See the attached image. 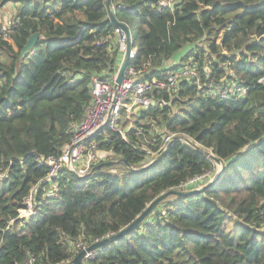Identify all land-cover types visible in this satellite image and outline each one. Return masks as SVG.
I'll return each instance as SVG.
<instances>
[{
	"label": "trees",
	"instance_id": "16d2710c",
	"mask_svg": "<svg viewBox=\"0 0 264 264\" xmlns=\"http://www.w3.org/2000/svg\"><path fill=\"white\" fill-rule=\"evenodd\" d=\"M7 1L0 0V12ZM158 1L111 0L137 47L131 65L163 77L187 48L183 59L199 62L204 83L229 80L247 92L213 98L187 81L173 95L156 92L157 104L141 112L127 140L111 131L101 142L109 160L136 170L123 161L83 178L63 169L54 197L50 167L37 157L62 153L91 100V74L119 66L120 54L103 42L116 26L106 0H15L5 29L0 16V264L29 256L69 264L72 242L117 234L162 193L215 167L178 139L137 170L149 162L142 145L157 150L166 133L191 137L221 157L217 180L204 191L169 194L92 264H264V0H175L173 10L159 9ZM34 33L40 37L23 56ZM124 115L122 127L131 121ZM31 191L35 212L18 217Z\"/></svg>",
	"mask_w": 264,
	"mask_h": 264
},
{
	"label": "built area",
	"instance_id": "2783aa9c",
	"mask_svg": "<svg viewBox=\"0 0 264 264\" xmlns=\"http://www.w3.org/2000/svg\"><path fill=\"white\" fill-rule=\"evenodd\" d=\"M174 4L175 0L158 1L159 9L168 8L173 10ZM112 8L115 10V6H112ZM7 24L12 26L13 19H7V21L4 22V29ZM128 40L131 41V50L129 54L130 60L124 71L122 81L120 83L116 82L119 66L110 70L107 69L91 74V100L86 106L82 118L71 124V138L63 146L62 153L59 156L37 157L38 162L41 164H47L50 167L47 177V180L50 182L49 196L54 197L58 194L59 185L58 181L54 178L58 176L61 170L68 169L71 172L75 171L81 176H88L92 173L93 168L97 164L109 160V155H107L109 153L105 154L100 147L101 142L108 140L111 131L119 132L122 138L127 140V132L134 128V126H128L129 124L123 127L121 126L122 112L124 111L125 118L135 120L143 110H147L152 105L157 104V100L154 97L156 92L164 91L173 95L178 91L179 84L182 81L195 84L200 92L213 98L224 99L231 95H239L241 97L247 92L245 88L236 89V85L229 80L211 79L204 83L200 77L199 62H196L192 56H187L188 58L186 57V59H183L186 55L187 48L180 58L172 60L173 63H169V66L174 68V70H171L168 75L166 73L163 77H146V74H144L146 72V67L137 69L130 63L131 60L137 56V47L133 45V35L131 30L126 32L122 27H116L114 33L103 40V42L109 44L112 53L118 52L120 54L118 65L123 61ZM260 80L264 81V78H261ZM98 134H101L100 138H97ZM179 135L182 134H164L161 137V146L157 150L151 149V142L149 144H143L140 149L148 152L151 160H153L163 149H165L167 144L173 138ZM208 172L209 171H205L202 174L191 178L184 183L183 186H185V188L189 186L195 187L207 176ZM33 200L34 192L31 191L25 199V207L18 209V217L27 219L25 216H31L34 214ZM12 222L14 223V220H12ZM108 236L110 235H107L106 237ZM102 239H95L93 241L77 240L72 242L71 248L74 251V256L72 260L69 261V264H72L73 259L80 251L87 249L90 245L97 243ZM102 248L87 252L83 258V263L92 264L98 251ZM21 264L38 263L35 257L29 256V258Z\"/></svg>",
	"mask_w": 264,
	"mask_h": 264
},
{
	"label": "water",
	"instance_id": "95a60500",
	"mask_svg": "<svg viewBox=\"0 0 264 264\" xmlns=\"http://www.w3.org/2000/svg\"><path fill=\"white\" fill-rule=\"evenodd\" d=\"M106 4H107V8H108V13H109V18L111 19V21L114 23V25L116 27H122L126 32H129V27L127 24H125L124 22L120 21L117 19L115 12L112 8L111 5V0H106ZM40 37L39 33H34L30 36V38L28 39L26 45L23 48V52L22 55L24 56L26 53H28L37 43L38 38ZM130 50H131V41L128 40L127 41V48H126V53L124 55L123 61L121 62V64L118 67V73H117V83H120L122 81L123 78V74L124 71L126 69V67L129 64V54H130ZM100 129V128H99ZM98 129V130H99ZM97 130V131H98ZM178 139H182L184 140L186 143L191 144L192 146H194L196 149L202 151L207 157L211 158L215 163L219 164L220 170L215 174L214 178L208 182L205 186L198 188L194 191L191 192H186V191H179L176 189H172L169 191H166L164 193H162L159 197H157L155 200H153L151 203L148 204L147 208L127 227H125L124 229H122L120 232H118L117 234H113L111 236H108L106 238H103L102 240L98 241L97 243H94L92 245H90L87 249H83L82 251H80L75 258L73 259L72 264H84L83 263V258L85 256V254L87 252H91L97 249L102 248L104 245L108 244L109 242L117 239L118 237L126 234L129 230L135 228L137 225L141 224L143 220H145V218L147 217V215L156 207V205L158 203H160L164 198H166L169 194L171 193H176L178 195H186V194H190V193H194V192H200V191H204L207 188L211 187L215 181L217 180L219 173L221 172V170L224 167V162L223 159L219 156H217L212 149L209 148H205L204 146H202L199 142L194 141L193 138H190L186 135H179L176 136L175 138H173L165 147V149L162 150L161 153H159L153 160H151V162L145 164L142 168L137 169V170H141L143 168H146L154 163H156L159 159H161L169 150V148L171 147L172 143ZM123 161L127 166H129L130 168L136 170V168H134L127 160L124 159H119V160H107V161H103L100 162L99 164H97L95 166L94 169L96 168H101V167H105V166H111L114 165L116 162H121ZM73 174L77 177V178H83L85 176H81L79 174H77L75 171H73Z\"/></svg>",
	"mask_w": 264,
	"mask_h": 264
},
{
	"label": "rangeland",
	"instance_id": "374dc122",
	"mask_svg": "<svg viewBox=\"0 0 264 264\" xmlns=\"http://www.w3.org/2000/svg\"><path fill=\"white\" fill-rule=\"evenodd\" d=\"M17 6H18V4L15 3V0H8V1H7V3L5 4V6L2 8V11L0 12V13H1L0 16L2 15L1 23H2V22H6L7 19L12 20L11 17H13V16L15 15V12H16L15 9L17 8ZM185 49H186V48H185ZM185 49H183L182 51H180L179 53H177L175 57H176V58H180V56H182V55L184 54ZM170 63H173V61H171ZM174 109H177V107L174 106ZM159 130H160V129H159ZM104 153L107 154L108 152H105V151H104ZM107 155H108V154H107ZM148 161L151 162V158H150V157L148 158ZM146 164H147V163H146ZM220 167H221V166H220L219 164L216 163L215 167H214L212 170H209L207 176H206L205 178H203L202 181H201L200 183H198L194 188H195V189H197V188H201V187L205 186L208 182H210V181L214 178L215 174L220 170ZM184 188H185V186L181 185V186L179 187V189H176V190L184 191V190H182V189H184ZM157 206H158V204H157L156 207L154 208V209H155V212L158 210V209H157ZM154 209H153V210H154ZM153 210H152V211H153ZM155 212H154V213H155ZM25 217L28 218V217H30V216H25ZM150 220H152V218H151ZM231 228H232V227H231ZM65 263H67V262H65ZM65 263H63V264H65Z\"/></svg>",
	"mask_w": 264,
	"mask_h": 264
},
{
	"label": "crops",
	"instance_id": "0c3cea01",
	"mask_svg": "<svg viewBox=\"0 0 264 264\" xmlns=\"http://www.w3.org/2000/svg\"><path fill=\"white\" fill-rule=\"evenodd\" d=\"M174 59L176 60L177 58L175 57ZM137 118H138V117H137ZM137 118H136V119H137ZM136 119H135V120H136ZM135 120H134V119L131 120V121L128 123L129 125H128V124H127V125H128V126H130V125L134 126ZM128 126H127V127H128ZM127 127H125V128H127Z\"/></svg>",
	"mask_w": 264,
	"mask_h": 264
},
{
	"label": "clouds",
	"instance_id": "9594fccd",
	"mask_svg": "<svg viewBox=\"0 0 264 264\" xmlns=\"http://www.w3.org/2000/svg\"><path fill=\"white\" fill-rule=\"evenodd\" d=\"M115 11V10H114ZM126 24V23H125ZM128 25V24H127ZM129 27V26H128ZM129 30H131V28L129 27ZM131 33H132V31H131Z\"/></svg>",
	"mask_w": 264,
	"mask_h": 264
}]
</instances>
